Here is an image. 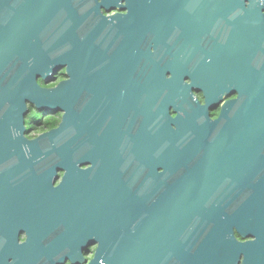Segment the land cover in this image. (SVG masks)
<instances>
[{
    "label": "water",
    "instance_id": "water-1",
    "mask_svg": "<svg viewBox=\"0 0 264 264\" xmlns=\"http://www.w3.org/2000/svg\"><path fill=\"white\" fill-rule=\"evenodd\" d=\"M244 1L225 0L226 24L215 37L204 43L187 39L163 55L156 41L157 0H146L145 40L138 38L143 14L131 9L129 52L111 55L79 41L74 30L45 22L46 10L0 0V159L13 150L19 164H27L26 145L33 156L45 148L60 158L83 148L101 152L99 163L108 165V152L122 143L131 157L161 143L157 158L167 188L156 240L115 249L113 264H232L231 249L239 245L232 226L256 233L264 257V49L261 36L239 42L233 13ZM137 2L142 4L131 0ZM175 15L177 21L187 18ZM258 49L262 54L255 57ZM62 68L67 78L56 87L37 83L38 76ZM98 69L127 77L123 93H105L103 100L114 104L99 108L114 111L107 122L95 121L97 93L84 90ZM193 89L203 93L204 103ZM234 92L237 97L211 118L209 110ZM28 104L62 112L58 125L27 140ZM128 110L124 139L122 112ZM10 173L0 170V189H14L4 179ZM1 211H10L7 200L0 202Z\"/></svg>",
    "mask_w": 264,
    "mask_h": 264
},
{
    "label": "flooded vegetation",
    "instance_id": "flooded-vegetation-1",
    "mask_svg": "<svg viewBox=\"0 0 264 264\" xmlns=\"http://www.w3.org/2000/svg\"><path fill=\"white\" fill-rule=\"evenodd\" d=\"M13 1L15 6L24 4L46 10L45 22L74 30L79 41L92 43L98 53L111 55L120 50L128 54L130 11L135 9L143 14L138 21V38L145 40L146 0H140L141 5L135 2V8L131 0ZM244 2L237 5L233 13L239 42L255 41L261 36L260 48L264 49V5ZM224 3L225 0H157L156 41L161 53L170 54L173 46L187 39L204 43L215 37L216 28L220 30L226 24ZM178 11L186 14L184 21L176 20ZM244 49L249 51L248 47ZM261 54L258 49L254 56ZM90 75L93 85L85 86L84 90L97 93L94 96L95 121L99 118L104 122L113 120L114 111L99 108L111 103L103 100L108 91L112 95H116L115 91L124 92L127 77L124 73L118 75L104 69L94 70ZM66 78L62 68L48 78L38 76L37 83L44 88H54ZM107 81L112 84H105ZM193 94L204 103L201 91L193 89ZM236 97L235 92L223 96V100L209 110L210 117L216 118L221 105ZM61 115L60 111L40 113L28 104L24 136L27 140L39 137L57 126ZM51 118L58 119L57 123L45 126ZM129 119V110L125 115L123 111L124 139ZM30 122L35 123L33 128L28 126ZM136 126L137 121L132 132ZM160 145L153 142L148 151L143 149L131 157L122 143V148L108 152V165L99 163L102 162L101 152L96 149L77 148L74 156L60 158L56 152L45 148L33 156L26 145L22 150L28 157L23 160L27 164H19L17 152L8 151L0 159V170L11 172L4 179L9 180L14 189H0V202L7 200L10 210L0 212V264H113L111 252L115 249H129L127 243H145L151 237L155 241L160 205L167 188L163 186L162 167L157 158ZM241 230L232 226L233 237L239 245L231 249L230 262L264 264L256 233Z\"/></svg>",
    "mask_w": 264,
    "mask_h": 264
},
{
    "label": "trees",
    "instance_id": "trees-1",
    "mask_svg": "<svg viewBox=\"0 0 264 264\" xmlns=\"http://www.w3.org/2000/svg\"><path fill=\"white\" fill-rule=\"evenodd\" d=\"M39 112L42 113V111H40V110H39ZM33 118H35V117H33ZM57 121H58V119H55V118H53V119H52V118H51V119H48V120L45 122V126H46V125H47V127H49V126H53V125H55V123H57ZM34 122H36V121L34 120ZM34 122H30L28 126H29L30 128H33V127L35 126V123H34ZM28 131H30V129H27V132H28Z\"/></svg>",
    "mask_w": 264,
    "mask_h": 264
}]
</instances>
